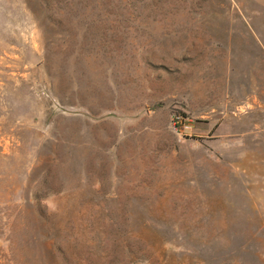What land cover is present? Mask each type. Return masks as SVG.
<instances>
[{"label": "rangeland", "instance_id": "obj_1", "mask_svg": "<svg viewBox=\"0 0 264 264\" xmlns=\"http://www.w3.org/2000/svg\"><path fill=\"white\" fill-rule=\"evenodd\" d=\"M0 264H264V0H0Z\"/></svg>", "mask_w": 264, "mask_h": 264}, {"label": "built area", "instance_id": "obj_2", "mask_svg": "<svg viewBox=\"0 0 264 264\" xmlns=\"http://www.w3.org/2000/svg\"><path fill=\"white\" fill-rule=\"evenodd\" d=\"M176 125H178V123H177V121H176V123H175Z\"/></svg>", "mask_w": 264, "mask_h": 264}, {"label": "trees", "instance_id": "obj_3", "mask_svg": "<svg viewBox=\"0 0 264 264\" xmlns=\"http://www.w3.org/2000/svg\"><path fill=\"white\" fill-rule=\"evenodd\" d=\"M178 126V125H177Z\"/></svg>", "mask_w": 264, "mask_h": 264}]
</instances>
